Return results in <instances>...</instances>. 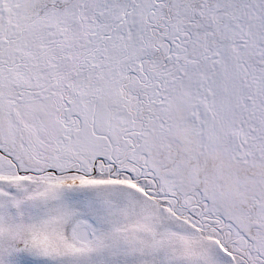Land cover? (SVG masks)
Masks as SVG:
<instances>
[{"label":"snow or ice","instance_id":"6c2138e0","mask_svg":"<svg viewBox=\"0 0 264 264\" xmlns=\"http://www.w3.org/2000/svg\"><path fill=\"white\" fill-rule=\"evenodd\" d=\"M0 264H264V0H0Z\"/></svg>","mask_w":264,"mask_h":264}]
</instances>
